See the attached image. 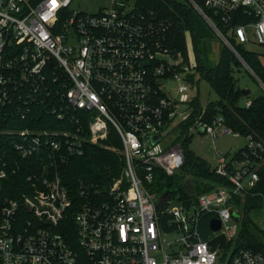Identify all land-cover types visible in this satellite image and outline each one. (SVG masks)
I'll return each instance as SVG.
<instances>
[{
    "label": "built area",
    "instance_id": "obj_1",
    "mask_svg": "<svg viewBox=\"0 0 264 264\" xmlns=\"http://www.w3.org/2000/svg\"><path fill=\"white\" fill-rule=\"evenodd\" d=\"M73 1L0 0V117L21 111L25 118L34 106L51 116L35 117L39 127L0 129V143L16 155L0 154V184L10 170H29L30 182L0 208V264H264L263 250L238 247L243 224L233 221L259 179L264 142L234 130L222 114L205 121L206 105L190 120L191 102L200 101L191 93V51L187 60L165 23L135 0H111L94 13L72 10ZM185 2L256 74L237 45L246 47L249 30L264 44V0ZM181 102L186 113L177 110ZM178 115L186 130H174ZM192 128L213 140L245 138L233 156L218 151L213 169L230 184L196 200L169 193L159 203L152 188L159 171H180ZM114 136L121 147L105 142ZM89 144L119 153L122 172L104 186L80 180L73 191L66 171ZM207 213L221 225L205 238ZM221 236L230 242L224 260L220 243L211 244Z\"/></svg>",
    "mask_w": 264,
    "mask_h": 264
},
{
    "label": "trees",
    "instance_id": "obj_2",
    "mask_svg": "<svg viewBox=\"0 0 264 264\" xmlns=\"http://www.w3.org/2000/svg\"><path fill=\"white\" fill-rule=\"evenodd\" d=\"M135 7L149 18H155L156 21L164 22L168 27V36L177 50L182 51L185 58H189L188 32H192L193 44L197 51L196 68L202 78H205L217 97L209 100L206 104L204 120L211 122L217 115L222 114L229 126L234 130L240 131L242 135L253 134L256 138L264 142V94L250 98L251 105L242 104L244 97L242 87L238 84V79L234 75L235 67L243 65L236 54L226 45L223 44L218 61L212 66L203 64L201 54L197 47V38L193 29V9L185 2L179 0H135ZM242 22V21H239ZM237 49L244 60L253 68L256 73H260L263 65L257 53L246 49L245 46L238 44ZM189 79L196 82V72L189 75ZM250 97V94L247 95ZM195 109L190 120L201 109L198 97L191 102ZM21 111L16 112L9 118L4 120L0 117V129L11 124V127L21 129L26 126L39 127L40 116L50 117L49 113L42 106H34L31 112L21 118ZM184 124V123H183ZM189 124V123H187ZM185 125V124H184ZM44 127V126H42ZM5 139L0 134V142ZM188 136L185 140L187 142ZM109 144L121 147V143L117 137H110L105 140ZM185 145V144H184ZM243 147L238 149L236 153L242 151ZM188 152V151H187ZM0 154L9 157H15V153L11 146H3L0 143ZM12 160V159H11ZM123 168L122 156L116 151L104 148L100 144L86 145L82 155L75 156L65 174V181L69 187L75 191L80 180L87 184H98L100 186L107 185L114 177L120 176ZM29 170L17 171L13 173L11 170L6 178L2 179L0 184V208L5 197H19L21 190L30 186V182L26 180ZM180 175L179 188L172 189L174 184L173 176ZM172 176H166L159 171L157 182L153 185V190L157 195L161 196L165 191L170 193V198L191 199L196 200L202 192L211 191L219 185H229L230 182L215 172L209 164L203 162L199 157L191 156L188 152L185 163L178 173ZM259 179L247 192H245L244 204L248 209V202L254 205L258 204L264 208V158L258 168ZM161 194V195H160ZM241 200V198H240ZM166 203V201H165ZM164 204V202L162 203ZM213 214L207 213L203 221V233L207 238L211 233L209 220ZM249 221H245L243 228L239 233L238 247L254 248L264 251V242L259 238V234L251 226ZM264 233V232H261ZM220 243V260L227 258L229 254V244L224 237H219L215 241H211L212 247L216 248V244Z\"/></svg>",
    "mask_w": 264,
    "mask_h": 264
},
{
    "label": "rangeland",
    "instance_id": "obj_3",
    "mask_svg": "<svg viewBox=\"0 0 264 264\" xmlns=\"http://www.w3.org/2000/svg\"><path fill=\"white\" fill-rule=\"evenodd\" d=\"M185 1V0H179ZM111 0H74L71 9L75 11H84L88 13L99 12L101 9L109 5ZM194 11V10H193ZM193 29L197 38L198 51L201 54L203 64L212 66L215 64L220 56L221 48L224 42L217 35V33L209 26V24L196 12H193ZM251 40L246 43V49L258 54L259 59L263 65V69L260 73L254 74L249 67L242 63L239 67H235L234 75L238 79V84L242 88H248L251 90L250 97L244 96L241 100L242 104H245L247 99L260 96L264 94V44H260L254 40L249 30ZM188 45L191 51L193 63L196 64L197 49L193 44L192 32H188ZM193 72H196V82L193 83L191 93L197 94L200 97V105L204 107L209 100L216 99L217 95L213 91L209 82L200 76L196 68H192ZM177 86L171 82L169 87L172 92L176 94ZM188 107L187 103H180L177 110L185 111ZM189 110V109H188ZM187 111V110H186ZM185 111V113H186ZM179 112V111H178ZM176 120L179 125L174 130L183 131L186 130L189 124H183L180 121L181 115H178ZM245 144L244 137H236L234 135H223L215 140L206 133H200L194 128L190 130L187 142L185 143V149L191 154V156L199 157L203 162L209 164L212 168L217 165L218 151H222L227 155H232L235 151L240 149ZM116 146V145H115ZM117 147V146H116ZM180 175L173 176L174 181L172 189H178ZM161 195V194H160ZM250 207L247 209L244 203H239L237 206L240 209V217L234 219L239 224H244L247 220L249 226H251L256 232H264V211L258 204L254 205L248 202ZM178 204L177 201H172L171 205ZM257 232L259 238L264 242V233Z\"/></svg>",
    "mask_w": 264,
    "mask_h": 264
},
{
    "label": "water",
    "instance_id": "obj_4",
    "mask_svg": "<svg viewBox=\"0 0 264 264\" xmlns=\"http://www.w3.org/2000/svg\"><path fill=\"white\" fill-rule=\"evenodd\" d=\"M251 90L248 89V88H242V93H243V96H247L248 94H250ZM200 133H203L204 132V129H200L199 130ZM185 140H186V136L183 138V144L185 143ZM188 154L187 150H186V155ZM169 192L168 191H165L162 195H161V199L159 201V203L162 202V200H164L167 196H168ZM236 215V214H235ZM221 225V222L218 218H212L211 221H210V227L212 230H218L219 227Z\"/></svg>",
    "mask_w": 264,
    "mask_h": 264
},
{
    "label": "crops",
    "instance_id": "obj_5",
    "mask_svg": "<svg viewBox=\"0 0 264 264\" xmlns=\"http://www.w3.org/2000/svg\"><path fill=\"white\" fill-rule=\"evenodd\" d=\"M235 153H236V151H235L232 155H229V154H228V156H233ZM210 167H211V166H210ZM211 168H212V167H211ZM213 168H214V167H213ZM213 168H212V169H213Z\"/></svg>",
    "mask_w": 264,
    "mask_h": 264
},
{
    "label": "snow or ice",
    "instance_id": "obj_6",
    "mask_svg": "<svg viewBox=\"0 0 264 264\" xmlns=\"http://www.w3.org/2000/svg\"><path fill=\"white\" fill-rule=\"evenodd\" d=\"M52 2H53V5L55 6L56 0H52Z\"/></svg>",
    "mask_w": 264,
    "mask_h": 264
}]
</instances>
